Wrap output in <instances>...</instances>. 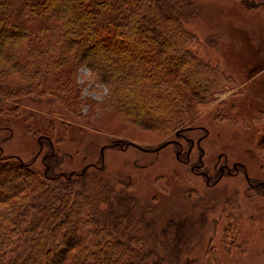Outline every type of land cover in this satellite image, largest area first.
Returning a JSON list of instances; mask_svg holds the SVG:
<instances>
[{
  "label": "trees",
  "instance_id": "16d2710c",
  "mask_svg": "<svg viewBox=\"0 0 264 264\" xmlns=\"http://www.w3.org/2000/svg\"><path fill=\"white\" fill-rule=\"evenodd\" d=\"M202 12L193 0H0L4 125L26 116L28 106L55 101L114 139V148L145 146L105 129L94 112L123 113L166 140L185 126L187 114L212 105L218 92L220 71L199 59L201 41L189 29ZM99 46L131 68L111 75L115 65L103 70L99 59L85 58ZM130 49L140 53L125 56ZM84 72L91 77L82 82ZM102 85L106 94L90 99L88 110L84 89ZM54 132L52 126L39 136L41 151L46 148L42 167L6 155L0 144V264H197L183 258L179 246L186 225L177 224L178 242L170 249L171 223L159 230L161 223L149 217L154 207L135 196L131 180L109 177L102 162L64 170ZM157 229L159 240L149 245Z\"/></svg>",
  "mask_w": 264,
  "mask_h": 264
},
{
  "label": "rangeland",
  "instance_id": "374dc122",
  "mask_svg": "<svg viewBox=\"0 0 264 264\" xmlns=\"http://www.w3.org/2000/svg\"><path fill=\"white\" fill-rule=\"evenodd\" d=\"M193 1L203 11L189 25L201 41L195 52L220 73L213 104L199 106L195 115L190 112L192 117L187 114L183 128L161 140L158 131L142 129L123 113L103 110L98 118L94 112V119L105 129L145 146L143 150L114 148V139L93 131L52 101L43 107L28 106L26 116L7 125L0 117V144L6 155L36 160L42 167L46 148L41 151L39 136L53 126V141L56 146L60 140L56 148L65 157L64 170L102 162L109 177L130 179L135 196L154 207L149 217L161 223L159 230L171 223L174 242L170 249L178 242L177 224L186 225V232L179 234L183 258L197 264H264V0ZM131 49L125 56L140 53ZM104 51L99 46L85 58L99 59L103 70L115 65L111 75L131 68L118 54ZM6 66L0 62V67ZM90 75L84 72L82 82ZM105 89L104 85L98 91L84 89L88 110L89 100L100 99ZM147 122L152 124L153 119ZM36 128L38 135L32 133ZM170 141L173 144L162 148ZM159 230L149 236V245H156Z\"/></svg>",
  "mask_w": 264,
  "mask_h": 264
},
{
  "label": "flooded vegetation",
  "instance_id": "af4514ba",
  "mask_svg": "<svg viewBox=\"0 0 264 264\" xmlns=\"http://www.w3.org/2000/svg\"><path fill=\"white\" fill-rule=\"evenodd\" d=\"M180 154H181V153H180ZM189 160H190V159L188 158V159L186 160V162H189ZM223 170H224V167H222V173H224ZM223 175H224V174H223Z\"/></svg>",
  "mask_w": 264,
  "mask_h": 264
},
{
  "label": "water",
  "instance_id": "95a60500",
  "mask_svg": "<svg viewBox=\"0 0 264 264\" xmlns=\"http://www.w3.org/2000/svg\"><path fill=\"white\" fill-rule=\"evenodd\" d=\"M168 145V143L166 145H164L163 147H166Z\"/></svg>",
  "mask_w": 264,
  "mask_h": 264
}]
</instances>
